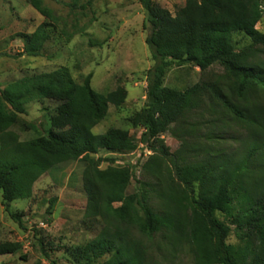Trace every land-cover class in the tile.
Listing matches in <instances>:
<instances>
[{
	"label": "trees",
	"instance_id": "trees-1",
	"mask_svg": "<svg viewBox=\"0 0 264 264\" xmlns=\"http://www.w3.org/2000/svg\"><path fill=\"white\" fill-rule=\"evenodd\" d=\"M137 1L145 14L143 29L149 30L145 44L152 67L146 75V103L130 126L144 130L149 150L160 155L143 166L156 180L159 213L149 206L146 189L127 194L133 171L115 166L113 155L136 150L128 131L92 132L109 106L119 109L125 103L126 90L97 93L90 85L91 74L77 84L66 67L25 76L0 89L1 206L24 228V215L13 212L12 203L29 199L34 184L49 171L80 161L86 218L98 221L101 230L86 246L68 251L76 264H162L144 244L159 234H164L173 257L187 251L192 264H264V50L255 48L264 47V35L256 29L264 0H185L174 15L153 0ZM26 3L44 21L19 38L24 56L39 58L57 19L41 0ZM213 65L223 67L228 85L203 83L184 91L165 86L173 68L191 66L203 73ZM205 93L216 101L225 130L245 132L246 146L229 154L212 148L201 161L186 163L180 157V163L162 136L174 126L183 127L187 113ZM39 101L56 104L50 130L46 136L21 141L13 129L27 106ZM101 151L110 156L96 159ZM167 158L162 172L161 161ZM102 162L108 164L104 170L99 168ZM232 233L237 245L228 244ZM35 240L49 259L51 243ZM20 250L17 242H0V257ZM162 260L179 264V259Z\"/></svg>",
	"mask_w": 264,
	"mask_h": 264
},
{
	"label": "rangeland",
	"instance_id": "rangeland-1",
	"mask_svg": "<svg viewBox=\"0 0 264 264\" xmlns=\"http://www.w3.org/2000/svg\"><path fill=\"white\" fill-rule=\"evenodd\" d=\"M41 1L57 19L56 29L45 45L42 57L30 58L23 54L19 35L31 34L44 19L26 0H0V89L25 76L50 73L59 67L68 68L77 84L91 74L90 85L100 94L123 87L127 92L125 103L119 109L109 106L106 118L92 132L100 135L109 129L128 131L136 150L113 155L115 166L133 171L127 194L146 189L149 206L159 213L160 200L153 193L156 180L143 166L150 157L160 155L149 150L144 130L130 126V119L146 103V75L152 67L150 51L145 44L149 30L143 29L145 14L140 4L137 0ZM153 1L172 15L185 4V0ZM256 29L264 35V12ZM255 48L264 50L263 46ZM215 82L220 85L230 83L220 65H213L203 73L191 66L173 68L165 78L166 87L180 91L196 84ZM55 108L56 104L51 101L29 104L27 114L20 116V124L13 129L20 140L46 136L50 130L49 117ZM219 111L216 101L208 94H202L187 113L186 124L181 128L174 126L162 136L169 154L178 156L180 163V157L185 158L186 163H195L212 148L228 154L243 150L247 140L245 132L234 127L225 130ZM214 137L216 139H210ZM108 156L101 151L95 158ZM167 159L161 161L162 172L168 165ZM107 166L102 162L99 168L104 170ZM83 172L84 164L80 161L61 164L34 184L29 199L13 202L11 210L24 215L22 229L4 212L0 192V242L21 245L17 254L0 257V264H76L68 251L86 246L101 230L98 221L86 218ZM53 200L52 215L47 216V208ZM36 237L51 243L53 251L48 252L49 259L40 253ZM144 244H148L152 259H158L162 264H167L162 259H179V264H192L187 251L172 256L164 234L156 235ZM228 244H238L234 233Z\"/></svg>",
	"mask_w": 264,
	"mask_h": 264
},
{
	"label": "built area",
	"instance_id": "built-area-1",
	"mask_svg": "<svg viewBox=\"0 0 264 264\" xmlns=\"http://www.w3.org/2000/svg\"><path fill=\"white\" fill-rule=\"evenodd\" d=\"M42 226V225H41Z\"/></svg>",
	"mask_w": 264,
	"mask_h": 264
}]
</instances>
